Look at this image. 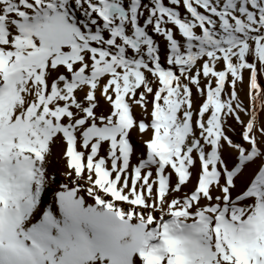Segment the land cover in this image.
I'll list each match as a JSON object with an SVG mask.
<instances>
[{
  "label": "snow or ice",
  "instance_id": "6c2138e0",
  "mask_svg": "<svg viewBox=\"0 0 264 264\" xmlns=\"http://www.w3.org/2000/svg\"><path fill=\"white\" fill-rule=\"evenodd\" d=\"M0 264H264V0H0Z\"/></svg>",
  "mask_w": 264,
  "mask_h": 264
}]
</instances>
